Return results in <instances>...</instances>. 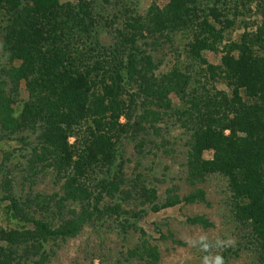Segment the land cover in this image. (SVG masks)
<instances>
[{"label": "trees", "instance_id": "16d2710c", "mask_svg": "<svg viewBox=\"0 0 264 264\" xmlns=\"http://www.w3.org/2000/svg\"><path fill=\"white\" fill-rule=\"evenodd\" d=\"M167 1L0 0V264H49L54 246L112 221L125 238L139 229L130 259L160 264L138 224L212 206V181L235 255L264 264V0ZM180 158L190 190L160 192L150 175L168 185L157 168Z\"/></svg>", "mask_w": 264, "mask_h": 264}, {"label": "rangeland", "instance_id": "374dc122", "mask_svg": "<svg viewBox=\"0 0 264 264\" xmlns=\"http://www.w3.org/2000/svg\"><path fill=\"white\" fill-rule=\"evenodd\" d=\"M61 1L66 2L69 0ZM134 1L144 8H147L153 2H157L160 6H164L168 2L167 0ZM106 7L108 10H113L114 4L106 5ZM103 41L106 44L109 43L107 38H104ZM220 58V55L213 53L208 56L212 64H218ZM220 88L224 89L225 87L220 86ZM22 90L23 97L26 98L27 94L24 91V87ZM172 134V136H177L179 133L173 130ZM127 150L130 157L136 158L133 144H128ZM180 150L182 151L183 148H179L178 153L181 152ZM151 161L152 158H148L145 166H149ZM175 161L179 165H174L172 159H164L157 168L160 171L159 174L167 175L168 185L162 183L163 179L158 174L156 176L154 173L149 177L150 181L160 188V192L174 185L181 193H186L190 190L184 181V174L180 166L184 159L180 158ZM134 166L135 161L130 166L129 173L132 172ZM140 171L146 173L144 168L140 169ZM156 178H159V181H156ZM48 184H43L40 191L52 193L53 185ZM210 186L213 187L212 191H210L212 206L208 207L205 204L182 205L165 209L159 213L149 212V215L142 223L138 224L139 228L144 229L147 234L152 236L151 243L159 247L162 258L160 264H203L204 256L209 255V253L201 250L199 245V237L201 235H206L208 242L212 244H215L217 240L234 241L228 247L220 249L214 247L211 249L212 255L219 253L223 256L225 252H229V258L223 256L225 264H257L254 255L249 251L244 250L240 255H235L236 252L237 254L239 252L236 251L237 240L234 235V226L230 222L229 210L226 205V194L223 195L222 185L218 181H212ZM196 215H206L215 226L205 230L200 226H193L187 223V218ZM0 223L6 224L3 215H1ZM162 235L166 238H162ZM141 238L139 229L137 232H130L125 238L122 228L114 221L104 226L98 225L94 230L86 228L76 239L69 240L59 247L54 246L55 257H52L49 264H145L141 263L138 258L130 259V256H128V251L131 248L141 244Z\"/></svg>", "mask_w": 264, "mask_h": 264}, {"label": "clouds", "instance_id": "9594fccd", "mask_svg": "<svg viewBox=\"0 0 264 264\" xmlns=\"http://www.w3.org/2000/svg\"><path fill=\"white\" fill-rule=\"evenodd\" d=\"M234 241L231 240H217L215 244L208 242V237L206 235H201L199 237V245L201 247V250L208 252L209 255L204 256L203 258V264H225V258L220 255L219 253L212 255L211 249L212 248H225L230 246Z\"/></svg>", "mask_w": 264, "mask_h": 264}]
</instances>
